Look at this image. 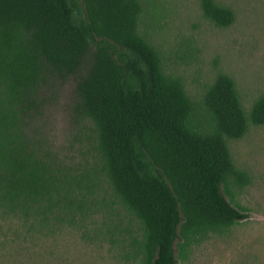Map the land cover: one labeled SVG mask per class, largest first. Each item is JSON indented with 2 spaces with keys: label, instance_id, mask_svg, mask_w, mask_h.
Here are the masks:
<instances>
[{
  "label": "trees",
  "instance_id": "obj_1",
  "mask_svg": "<svg viewBox=\"0 0 264 264\" xmlns=\"http://www.w3.org/2000/svg\"><path fill=\"white\" fill-rule=\"evenodd\" d=\"M200 6L217 26L233 23L214 0ZM140 12L138 0H0V219L31 238L83 213L81 182L26 132L46 78L75 76L73 113L93 123L102 172L142 226L141 264H178L247 218L224 195L246 183L227 142L264 126V95L248 121L233 80L218 74L193 102L138 34Z\"/></svg>",
  "mask_w": 264,
  "mask_h": 264
},
{
  "label": "rangeland",
  "instance_id": "obj_2",
  "mask_svg": "<svg viewBox=\"0 0 264 264\" xmlns=\"http://www.w3.org/2000/svg\"><path fill=\"white\" fill-rule=\"evenodd\" d=\"M200 1L138 0V34L196 104L218 74L230 77L249 121L251 106L264 95V0H214L233 12L228 27L207 19ZM77 78H46L41 113L26 132L81 182L83 213L60 231L31 238L0 219V264H141L142 226L102 172L93 123L73 113ZM227 146L246 183L229 184L224 195L247 218L192 245L178 264H264V126L249 123L244 136Z\"/></svg>",
  "mask_w": 264,
  "mask_h": 264
}]
</instances>
